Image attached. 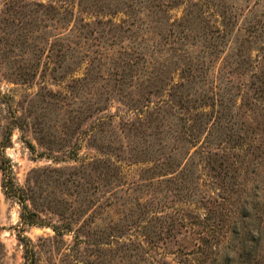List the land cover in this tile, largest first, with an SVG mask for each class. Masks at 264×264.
I'll list each match as a JSON object with an SVG mask.
<instances>
[{
  "label": "rangeland",
  "instance_id": "374dc122",
  "mask_svg": "<svg viewBox=\"0 0 264 264\" xmlns=\"http://www.w3.org/2000/svg\"><path fill=\"white\" fill-rule=\"evenodd\" d=\"M28 246L264 264V0H0V264Z\"/></svg>",
  "mask_w": 264,
  "mask_h": 264
},
{
  "label": "trees",
  "instance_id": "16d2710c",
  "mask_svg": "<svg viewBox=\"0 0 264 264\" xmlns=\"http://www.w3.org/2000/svg\"><path fill=\"white\" fill-rule=\"evenodd\" d=\"M10 192L13 194V195H16L17 193L15 192V189L14 190H10ZM30 214H34V213H30ZM35 215V214H34ZM25 216V215H24ZM30 215H27L26 216V220L29 218ZM29 222H33V220L31 219H28ZM35 222V221H34ZM55 228V227H54ZM30 240V239H29ZM26 251H27V258H28V264H35L37 259H36V255H35V251L33 248H31L30 246L26 247Z\"/></svg>",
  "mask_w": 264,
  "mask_h": 264
}]
</instances>
